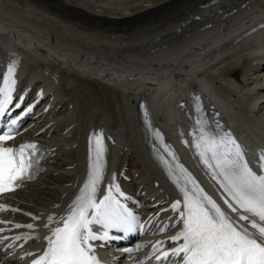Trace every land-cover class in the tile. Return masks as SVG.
Returning a JSON list of instances; mask_svg holds the SVG:
<instances>
[{"label": "bare ground", "instance_id": "6f19581e", "mask_svg": "<svg viewBox=\"0 0 264 264\" xmlns=\"http://www.w3.org/2000/svg\"><path fill=\"white\" fill-rule=\"evenodd\" d=\"M194 1L0 0V65L18 55L23 80L43 81L53 93L43 116L47 129L38 136L53 147L54 159L38 179L12 194L16 203L37 211L56 203L62 210L85 174L83 136L99 125L117 141L109 171L129 165L133 175L139 174L135 181L152 195L160 188L172 193L141 130V96L191 166L192 156L178 145L175 127L188 129L194 96L210 113L217 112L248 157L264 149V27L248 33L264 16V0H213L195 9L180 29L156 30L148 40L116 36L117 41L106 32L107 23L113 28L155 24L162 13H170L168 6ZM68 29L90 30L109 46L68 37ZM129 47L135 50L127 52ZM0 264L12 262L0 258Z\"/></svg>", "mask_w": 264, "mask_h": 264}, {"label": "snow or ice", "instance_id": "6c2138e0", "mask_svg": "<svg viewBox=\"0 0 264 264\" xmlns=\"http://www.w3.org/2000/svg\"><path fill=\"white\" fill-rule=\"evenodd\" d=\"M17 68L18 61H11L2 74L0 84V117H5L13 108L20 109V114L0 129V194L13 191L25 180L33 179L40 170L39 161L46 151V146L39 141L7 146V142L19 134L18 124L23 116L35 107V102L24 105V94L14 95L18 83ZM38 97H43V90H40ZM193 101L196 113L191 132L193 147L222 190L221 199L225 207L204 190L180 162L172 146L164 142L160 130L153 128L150 120L147 121L146 127L151 129L152 135L164 149L163 153L155 150L156 157L164 165L182 197L171 202L168 209H163L176 213V223L182 225L175 235L169 237L176 242V246L166 249V242L158 240L152 245V255L157 264H163L170 256L178 258L171 264H264V149L260 150L254 169L234 134L218 121L209 118L199 96H194ZM184 143L187 145L188 141L184 140ZM106 151L103 131L93 132L89 138V171L86 180L65 214L60 217L55 214L48 216V223L45 224L49 229L45 237L47 247L31 264H103L97 254L95 241L120 238L112 236V230H144L140 218L122 202L121 197L125 193L115 182V174L108 182L106 191L100 193ZM8 207L0 205V211ZM33 219L39 217L33 216ZM0 223L29 230L37 227L33 223ZM94 226L99 228L94 230ZM10 230L0 228V233ZM159 230L164 232L167 228L162 226ZM32 238L33 234L29 232L14 237L0 236V242L9 239L27 241ZM14 246V243L9 245Z\"/></svg>", "mask_w": 264, "mask_h": 264}, {"label": "rangeland", "instance_id": "374dc122", "mask_svg": "<svg viewBox=\"0 0 264 264\" xmlns=\"http://www.w3.org/2000/svg\"><path fill=\"white\" fill-rule=\"evenodd\" d=\"M217 0L214 1V3L216 2ZM185 5H189L188 3H181L180 5H175L174 7L173 6H168L167 8L169 9L170 13L169 12H165V13H159L161 11H159L156 15H159L161 14L162 15V19H166L167 17H169L170 15H174L176 12H179L180 10L184 9L186 6ZM176 7V8H175ZM179 7V8H178ZM176 9V10H175ZM144 56L148 57L147 55H149L148 52L146 53H143Z\"/></svg>", "mask_w": 264, "mask_h": 264}]
</instances>
